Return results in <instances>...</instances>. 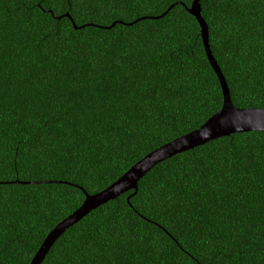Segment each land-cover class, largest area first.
<instances>
[{"label": "trees", "instance_id": "16d2710c", "mask_svg": "<svg viewBox=\"0 0 264 264\" xmlns=\"http://www.w3.org/2000/svg\"><path fill=\"white\" fill-rule=\"evenodd\" d=\"M191 1L0 0V264H29L81 188L104 189L221 108ZM199 3L232 104L264 108V0ZM132 192L40 264H264V131L176 153Z\"/></svg>", "mask_w": 264, "mask_h": 264}, {"label": "water", "instance_id": "95a60500", "mask_svg": "<svg viewBox=\"0 0 264 264\" xmlns=\"http://www.w3.org/2000/svg\"><path fill=\"white\" fill-rule=\"evenodd\" d=\"M200 0H192L189 6H184L185 10L191 14L197 21L200 28V35L204 47V51L210 66L215 72L222 91V105L221 108L211 115L198 128L181 135L158 148L150 151L142 158L137 160L130 168H128L121 176L104 189L88 194L84 192V199L80 206L71 212L68 216L58 222L45 236L40 246L32 256L29 264H40L42 259L47 254L52 244L57 238L71 225L75 224L91 210L99 205L112 200L120 194L133 190L128 195L127 200L136 193L139 180L158 162L183 152L195 146L204 144L210 140L218 137L228 136L233 133L247 132V131H264V108H239L232 104L229 89L225 78L211 52L208 41V27L205 20L200 13ZM175 4V3H174ZM174 4H171L167 10L158 16L149 18H159L164 15ZM68 18V13L64 14ZM57 18H60L58 16ZM140 17L127 24H132L137 20L143 19ZM71 19V18H70ZM74 28H80L72 21ZM115 23H111L104 28L112 27Z\"/></svg>", "mask_w": 264, "mask_h": 264}]
</instances>
